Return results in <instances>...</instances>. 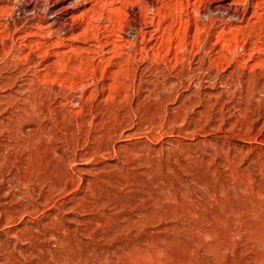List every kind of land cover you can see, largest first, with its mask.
Returning <instances> with one entry per match:
<instances>
[{"label": "rangeland", "instance_id": "1", "mask_svg": "<svg viewBox=\"0 0 264 264\" xmlns=\"http://www.w3.org/2000/svg\"><path fill=\"white\" fill-rule=\"evenodd\" d=\"M54 2L0 0V264H244L264 0Z\"/></svg>", "mask_w": 264, "mask_h": 264}, {"label": "bare ground", "instance_id": "2", "mask_svg": "<svg viewBox=\"0 0 264 264\" xmlns=\"http://www.w3.org/2000/svg\"><path fill=\"white\" fill-rule=\"evenodd\" d=\"M76 3H73L74 1L72 0H67L68 2V6H66L65 8H60L58 3H51L50 6L46 9L44 15H42L43 17L39 16V14L37 15L35 13L34 17H31L32 19H34V21H39V22H43V21H46L48 22V28L52 31H58V30H62V31H66L68 33H71L73 30H74V26L73 24L71 23L73 20L72 18L70 17V4L73 3L75 6L80 4V0H75ZM40 5V4H39ZM218 6V5H217ZM219 7V6H218ZM221 7L218 8V10L220 9ZM34 6L32 7V11H34ZM26 12V11H25ZM35 12V11H34ZM65 18V19H64ZM62 20H67L68 23L67 24V27L63 24H61V21ZM33 21V20H32ZM78 21V20H77ZM28 23V22H27ZM11 28H15V23L13 21H11ZM66 24V23H65ZM205 28V27H204ZM139 28H137L138 30ZM136 30V31H137ZM207 30V28H206ZM135 31V33H137ZM141 31V30H140ZM205 31V29H204ZM139 32V30H138ZM139 35V34H137ZM134 36V34H133ZM134 38V37H133ZM200 39V38H199ZM202 40V39H201ZM206 44V43H205ZM225 47V46H224ZM182 49V48H181ZM181 51V50H180ZM181 53V52H180ZM205 56H203L200 60H198L197 62V67H199L198 70H200L201 68V65L203 62H206L205 61ZM200 58V57H199ZM197 58V59H199ZM197 70V68H196ZM202 70V69H201ZM261 88V87H260ZM82 90V89H81ZM237 104V103H236ZM185 136V135H184ZM3 150L5 147H1ZM3 155H0V159ZM263 184V183H262ZM263 187V186H262ZM257 193V192H256ZM261 193V192H260ZM258 193V194H260ZM241 194V193H240ZM251 194V193H250ZM260 196V195H258ZM263 196V195H262ZM262 196H260V198H262ZM264 197V196H263ZM255 198V197H254ZM258 198V197H257ZM246 200V199H245ZM249 200V199H248ZM260 202H263V201H260ZM260 204V203H259ZM259 206V205H258ZM261 209L259 211H256L255 212L257 214L255 215H258L259 218H262L264 220V203L262 205H260ZM259 207V208H260ZM260 223V222H259ZM252 230V229H251ZM259 230V229H258ZM247 233V232H246ZM245 233V234H246ZM261 233V232H260ZM259 234H255V236L251 239L248 237L247 240H249L250 242V247L249 249H251L252 252L251 254V257L249 256H246L245 257V262L244 264H264V232L261 233V235ZM240 234V233H239ZM243 240V239H242ZM239 246V245H238ZM239 250V249H238ZM234 251V250H233ZM237 253V252H236ZM235 253V255H236ZM242 260V259H241Z\"/></svg>", "mask_w": 264, "mask_h": 264}]
</instances>
